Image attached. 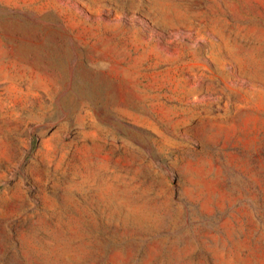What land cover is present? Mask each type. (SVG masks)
Masks as SVG:
<instances>
[{
    "label": "rangeland",
    "instance_id": "rangeland-1",
    "mask_svg": "<svg viewBox=\"0 0 264 264\" xmlns=\"http://www.w3.org/2000/svg\"><path fill=\"white\" fill-rule=\"evenodd\" d=\"M0 264H264V0H0Z\"/></svg>",
    "mask_w": 264,
    "mask_h": 264
}]
</instances>
